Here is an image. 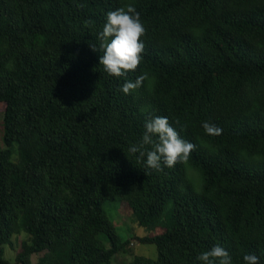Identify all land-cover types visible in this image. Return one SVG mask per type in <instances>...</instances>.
Instances as JSON below:
<instances>
[{
    "label": "trees",
    "instance_id": "16d2710c",
    "mask_svg": "<svg viewBox=\"0 0 264 264\" xmlns=\"http://www.w3.org/2000/svg\"><path fill=\"white\" fill-rule=\"evenodd\" d=\"M128 4L142 60L110 76L97 33ZM0 111V264H111L131 237L108 200L157 248L128 264H198L217 244L264 264V0H0ZM154 116L194 145L171 168L128 150Z\"/></svg>",
    "mask_w": 264,
    "mask_h": 264
},
{
    "label": "clouds",
    "instance_id": "9594fccd",
    "mask_svg": "<svg viewBox=\"0 0 264 264\" xmlns=\"http://www.w3.org/2000/svg\"><path fill=\"white\" fill-rule=\"evenodd\" d=\"M145 29L140 20V14L132 4L126 8H116L106 13L102 30L97 33L99 48L102 55L99 56V64L110 76H127L130 71H135L142 60L141 53L144 41L141 39ZM93 50H97L96 43L90 44ZM146 74L138 75L134 81L125 80L120 90L128 94L141 86ZM144 131L139 143L129 146V151L145 157V165L148 168H161V162L166 167H173L178 161H185L194 145L182 139L177 130L168 122L166 116H154L144 123ZM204 132L209 135H219L221 129L215 125L202 122ZM144 145L151 147L145 151ZM198 264H232V258L227 249L217 244L210 249L200 252L196 256ZM242 260L244 264H258V257L246 253Z\"/></svg>",
    "mask_w": 264,
    "mask_h": 264
},
{
    "label": "rangeland",
    "instance_id": "374dc122",
    "mask_svg": "<svg viewBox=\"0 0 264 264\" xmlns=\"http://www.w3.org/2000/svg\"><path fill=\"white\" fill-rule=\"evenodd\" d=\"M2 111H0V119H2ZM122 201L108 200L104 202V207L109 218L114 222L122 240L131 237V242L123 251L119 252L111 264H128L133 259L134 255H145L148 257L157 256V248L152 243H142L136 240L133 235L141 234L142 227L133 220V216L127 211V207ZM27 238L25 232H21L13 236V245L7 244L4 247L5 256L13 260L17 252L21 249L24 239ZM38 255H33V260L36 261Z\"/></svg>",
    "mask_w": 264,
    "mask_h": 264
}]
</instances>
